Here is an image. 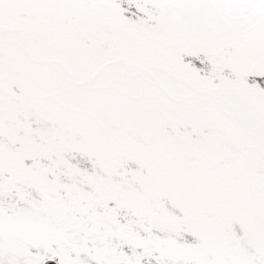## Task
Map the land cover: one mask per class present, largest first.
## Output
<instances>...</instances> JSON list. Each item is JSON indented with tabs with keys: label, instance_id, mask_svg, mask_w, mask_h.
Here are the masks:
<instances>
[{
	"label": "snow or ice",
	"instance_id": "obj_1",
	"mask_svg": "<svg viewBox=\"0 0 264 264\" xmlns=\"http://www.w3.org/2000/svg\"><path fill=\"white\" fill-rule=\"evenodd\" d=\"M0 264H264V0H0Z\"/></svg>",
	"mask_w": 264,
	"mask_h": 264
}]
</instances>
